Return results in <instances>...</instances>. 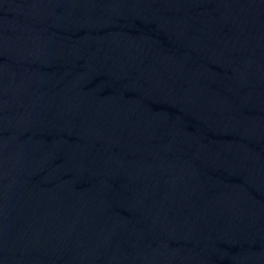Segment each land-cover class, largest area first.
Instances as JSON below:
<instances>
[{
    "label": "water",
    "instance_id": "95a60500",
    "mask_svg": "<svg viewBox=\"0 0 264 264\" xmlns=\"http://www.w3.org/2000/svg\"><path fill=\"white\" fill-rule=\"evenodd\" d=\"M0 264H264V0H0Z\"/></svg>",
    "mask_w": 264,
    "mask_h": 264
}]
</instances>
